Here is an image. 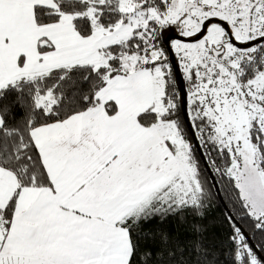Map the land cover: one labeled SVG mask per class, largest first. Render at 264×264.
<instances>
[{"label": "snow or ice", "instance_id": "6c2138e0", "mask_svg": "<svg viewBox=\"0 0 264 264\" xmlns=\"http://www.w3.org/2000/svg\"><path fill=\"white\" fill-rule=\"evenodd\" d=\"M0 264H264V0H0Z\"/></svg>", "mask_w": 264, "mask_h": 264}, {"label": "trees", "instance_id": "16d2710c", "mask_svg": "<svg viewBox=\"0 0 264 264\" xmlns=\"http://www.w3.org/2000/svg\"><path fill=\"white\" fill-rule=\"evenodd\" d=\"M217 179H219V177H217ZM217 187L226 207L228 209L232 208V201L229 199V192L226 190V184L220 183ZM213 191L215 192V189H213ZM225 212L226 210L223 208L216 195V197L208 203L207 208L205 209L204 218L197 221L205 226L206 242L220 243L226 236L228 224L224 219ZM162 227L173 232L178 231L182 240H190L194 238L187 225L180 226L178 221L174 218H170L166 224L162 225ZM252 239L259 242L255 236L252 237Z\"/></svg>", "mask_w": 264, "mask_h": 264}, {"label": "water", "instance_id": "95a60500", "mask_svg": "<svg viewBox=\"0 0 264 264\" xmlns=\"http://www.w3.org/2000/svg\"><path fill=\"white\" fill-rule=\"evenodd\" d=\"M214 189H215V192L217 193V197H218L219 202L221 203V205L223 206V208L227 211L228 208L226 207V205H225V203H224V201H223V199H222V197L220 195V192H219L218 187H216Z\"/></svg>", "mask_w": 264, "mask_h": 264}]
</instances>
